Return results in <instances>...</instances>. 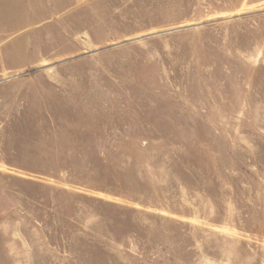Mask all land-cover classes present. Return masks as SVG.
Instances as JSON below:
<instances>
[{"label":"rangeland","instance_id":"1","mask_svg":"<svg viewBox=\"0 0 264 264\" xmlns=\"http://www.w3.org/2000/svg\"><path fill=\"white\" fill-rule=\"evenodd\" d=\"M99 10L0 63V264H264V0Z\"/></svg>","mask_w":264,"mask_h":264},{"label":"crops","instance_id":"2","mask_svg":"<svg viewBox=\"0 0 264 264\" xmlns=\"http://www.w3.org/2000/svg\"><path fill=\"white\" fill-rule=\"evenodd\" d=\"M110 3L111 0H0V63L12 62L24 69L76 58L85 49L80 51L76 44L67 49L56 40L63 30L92 28L84 25L90 21L89 16Z\"/></svg>","mask_w":264,"mask_h":264}]
</instances>
